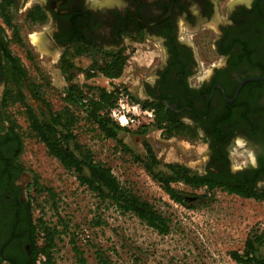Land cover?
I'll return each instance as SVG.
<instances>
[{
	"label": "flooded vegetation",
	"instance_id": "obj_1",
	"mask_svg": "<svg viewBox=\"0 0 264 264\" xmlns=\"http://www.w3.org/2000/svg\"><path fill=\"white\" fill-rule=\"evenodd\" d=\"M24 36L69 87L88 78L86 61L150 54L137 95L164 130L203 135L206 157L193 172L207 184L196 189L264 192V0H0V264L46 261L35 176L8 120L12 106L27 105L18 101L40 99L20 59ZM240 144L253 156L234 166Z\"/></svg>",
	"mask_w": 264,
	"mask_h": 264
},
{
	"label": "rangeland",
	"instance_id": "obj_2",
	"mask_svg": "<svg viewBox=\"0 0 264 264\" xmlns=\"http://www.w3.org/2000/svg\"><path fill=\"white\" fill-rule=\"evenodd\" d=\"M25 39L19 38L23 48L20 59L28 66L29 79L40 96L35 101L27 99L26 104L41 121H49L51 112H63L67 107L76 113L77 142L92 151L96 162L110 167L123 188L162 214L170 227L168 234H162L81 185L32 132L25 105L16 104L8 120L22 138L21 160L35 176L30 196L32 207H36L35 218L55 232L51 264H238L230 254L242 252L250 235L264 231V201L174 182L171 185L178 191L181 203L173 200L155 178L159 173L169 175V164L192 172L199 169V161L206 157V147L201 144L203 135L197 130L171 134L155 121L131 129L115 124L118 138H107L82 108L69 107L65 102L69 76L57 71L47 57L42 59L41 53L31 51ZM12 42L18 43L17 38ZM148 56L138 53L139 61L127 57L118 79L101 73L90 79L93 65L86 61L83 68H87L88 78H81V82L78 79V85L89 97L97 96L100 90L122 88L144 104L137 93L145 63L151 59ZM240 145L232 156L234 166L248 163L253 156L252 147ZM153 160L158 164L150 173L147 168Z\"/></svg>",
	"mask_w": 264,
	"mask_h": 264
},
{
	"label": "trees",
	"instance_id": "obj_3",
	"mask_svg": "<svg viewBox=\"0 0 264 264\" xmlns=\"http://www.w3.org/2000/svg\"><path fill=\"white\" fill-rule=\"evenodd\" d=\"M127 61L128 58L124 56L106 58L103 65L99 66L96 63L93 65L92 70L98 71L107 78L118 79L122 76ZM88 89L92 90V88ZM117 99L118 90H100L97 96L89 97L82 87L72 85L67 90L65 102L69 107L82 108L87 118L97 124L107 138L117 139L119 128L110 116V111L116 106ZM25 107L32 132L47 148L51 156L57 159L65 169L75 174L81 185L86 186L104 201L109 200L120 212L134 214L160 233H169L168 221L162 214L134 193L123 188L115 177L113 170L102 163L96 162L92 151L77 142L74 133V127L78 122L76 113L67 107L63 112H51L49 121H41L30 106L25 105ZM163 121L161 115L157 116L156 122L162 128L161 123ZM164 128L171 134L177 135L188 131L186 127L179 125ZM124 149L128 151L126 147ZM157 164L158 162L153 160L147 170L152 173L153 165ZM166 168L170 172L169 175L163 177L159 173L155 175V178L163 184L166 193L177 202L182 203L183 201L179 197L178 191L172 187V183L180 182L194 189L207 184L202 177L196 175L187 167L169 164L166 165ZM240 194L245 199L264 201V192L253 194L246 190L240 192ZM40 226L41 232L45 233V241L37 254L45 256L46 261L43 264H51L53 261L52 250L56 246L55 232H51L45 227L44 223ZM75 251L79 254L76 247ZM230 256L238 264H264V231H258L250 235L246 240L244 250L242 252L234 251Z\"/></svg>",
	"mask_w": 264,
	"mask_h": 264
},
{
	"label": "built area",
	"instance_id": "obj_4",
	"mask_svg": "<svg viewBox=\"0 0 264 264\" xmlns=\"http://www.w3.org/2000/svg\"><path fill=\"white\" fill-rule=\"evenodd\" d=\"M110 116L124 129L139 128L155 122L154 110L146 108L142 102L133 99L132 95L122 88L118 89L117 103L111 109Z\"/></svg>",
	"mask_w": 264,
	"mask_h": 264
},
{
	"label": "water",
	"instance_id": "obj_5",
	"mask_svg": "<svg viewBox=\"0 0 264 264\" xmlns=\"http://www.w3.org/2000/svg\"><path fill=\"white\" fill-rule=\"evenodd\" d=\"M255 80H259V79H255Z\"/></svg>",
	"mask_w": 264,
	"mask_h": 264
}]
</instances>
